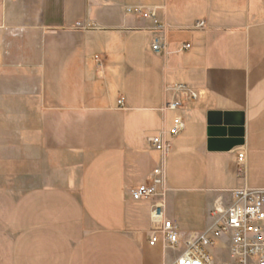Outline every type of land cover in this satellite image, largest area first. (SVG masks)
Instances as JSON below:
<instances>
[{
	"label": "crops",
	"instance_id": "1",
	"mask_svg": "<svg viewBox=\"0 0 264 264\" xmlns=\"http://www.w3.org/2000/svg\"><path fill=\"white\" fill-rule=\"evenodd\" d=\"M169 100L186 130L166 154L150 139ZM218 112L245 113L244 146L209 151ZM243 152L264 164V0H0V264H172L131 190L163 168L167 217L202 232L235 190L264 189L238 175ZM212 253L231 259L226 239Z\"/></svg>",
	"mask_w": 264,
	"mask_h": 264
},
{
	"label": "built area",
	"instance_id": "2",
	"mask_svg": "<svg viewBox=\"0 0 264 264\" xmlns=\"http://www.w3.org/2000/svg\"><path fill=\"white\" fill-rule=\"evenodd\" d=\"M137 13L144 19L153 22L150 29L153 33L152 49L156 54H164L166 43L163 37L165 26L154 10L139 8L128 10ZM205 23L199 24L203 28ZM185 48H190L186 45ZM174 90L186 91L183 86ZM196 99V94H191ZM184 105L181 101L169 100L165 109L175 112L171 129L158 137L150 139L151 145L157 150L168 154L172 141L186 130L181 115ZM246 153L238 154V175L246 180ZM165 171L158 168L150 184L139 185L131 190V197L136 202H151L150 213V244L154 246L162 235V243L167 249L181 250L180 255L172 264H216L212 249L221 239H226L231 259L221 264H264V189H253L245 184L233 192V199L228 206L218 207L212 212V225L202 232L181 233L178 227L166 214L164 200Z\"/></svg>",
	"mask_w": 264,
	"mask_h": 264
},
{
	"label": "water",
	"instance_id": "3",
	"mask_svg": "<svg viewBox=\"0 0 264 264\" xmlns=\"http://www.w3.org/2000/svg\"><path fill=\"white\" fill-rule=\"evenodd\" d=\"M245 113H210L208 118V149L211 152H229L245 145Z\"/></svg>",
	"mask_w": 264,
	"mask_h": 264
},
{
	"label": "rangeland",
	"instance_id": "4",
	"mask_svg": "<svg viewBox=\"0 0 264 264\" xmlns=\"http://www.w3.org/2000/svg\"><path fill=\"white\" fill-rule=\"evenodd\" d=\"M255 164L253 166H251V168L247 171L246 176H247V180L250 182V186L254 187L256 186L255 183H262L264 185V164H260V162H258L259 158H255ZM170 164V162H169ZM260 166V167H259ZM172 165L170 167L169 165V172H170V176L172 175ZM244 182V179L241 178L240 180V184H242ZM181 253V250H179ZM101 264H125V263H120L118 261H114V260H107L104 261Z\"/></svg>",
	"mask_w": 264,
	"mask_h": 264
}]
</instances>
